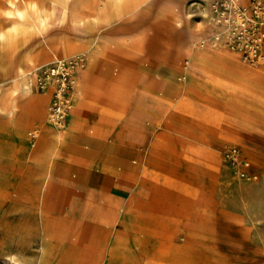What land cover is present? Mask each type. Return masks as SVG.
Segmentation results:
<instances>
[{
    "label": "rangeland",
    "instance_id": "1",
    "mask_svg": "<svg viewBox=\"0 0 264 264\" xmlns=\"http://www.w3.org/2000/svg\"><path fill=\"white\" fill-rule=\"evenodd\" d=\"M115 1L0 0V97L15 99L24 114L44 92L34 80L53 55L86 60L74 117L65 124L84 139L86 163L49 169L60 177L54 184L40 186L44 164L61 148L47 151L43 143L50 94L41 118L0 112V260L12 264L4 259L15 254L21 264H264V63H244L223 45H199L220 30L207 0H169L167 7L166 0H137L121 15L95 22L94 15ZM199 9L212 31L196 22ZM64 38L80 48L62 55L52 50L45 59L43 47ZM219 50L258 77L240 76L212 55ZM199 55L205 72L193 67ZM85 114L92 124L83 136ZM230 146L251 160L255 178L231 168L223 157ZM100 174L106 183H94ZM154 177L167 183L156 186ZM156 188L149 196L146 189ZM107 196L115 199L109 217ZM60 210H70L71 221L59 222ZM81 219L91 226L87 255L96 263L76 262L73 241L64 242L80 232ZM44 231L61 241L44 239Z\"/></svg>",
    "mask_w": 264,
    "mask_h": 264
},
{
    "label": "built area",
    "instance_id": "2",
    "mask_svg": "<svg viewBox=\"0 0 264 264\" xmlns=\"http://www.w3.org/2000/svg\"><path fill=\"white\" fill-rule=\"evenodd\" d=\"M209 10L220 30L201 38V47L223 45L244 63H264V0H210ZM84 63L83 54L54 58L44 64L35 77L37 90H51L47 117L55 128L63 127L67 121L72 94ZM223 157L239 176L249 179L257 176L251 160L239 148H226ZM0 264H3L1 260Z\"/></svg>",
    "mask_w": 264,
    "mask_h": 264
},
{
    "label": "crops",
    "instance_id": "3",
    "mask_svg": "<svg viewBox=\"0 0 264 264\" xmlns=\"http://www.w3.org/2000/svg\"><path fill=\"white\" fill-rule=\"evenodd\" d=\"M149 1L150 0H147V1H144L142 3H148ZM207 2H208V7H209L210 0H207ZM138 3H140V2H138L137 0H116L114 3L106 4V6L104 8H102L101 10H99L97 12V14L94 15V17H95L94 18V21L95 22H98V21L103 20V19H108V18H111V17L119 16V15H121L125 11L126 8H128L130 6H134L135 4H138ZM154 4L157 5L156 3H154ZM169 4H170V1L169 0L167 1L166 0V3L164 5H166V7H167ZM198 15H199V17L196 18V22L200 23V25H201V27H203V29H208L209 31H212L214 28L210 24L204 22L201 9H199ZM91 18H93V17H91ZM192 32L193 33H196L195 31H189V32H186V34L192 33ZM186 34H183V36H185ZM84 38H85L86 41H92V43L95 44V41H94L93 38H87V36H85V35H84ZM98 45L99 44L96 43V46H98ZM180 45H181V47L179 48L180 51L181 50H184L185 48L188 47L186 42L184 44L181 43ZM49 47H52L53 50H55L56 52H58L60 55L66 54L64 48L58 49L56 45H54V46H44L43 49L45 48V50H43V51H44L45 56H46L45 59H48L50 57V55L48 54V52L46 53V49H48ZM212 55L215 56V57H218L221 60H223L224 62H226L229 66H231L234 69L235 72L236 71L237 72L239 71L238 66H236V63H237L238 59L235 57L234 54H231V53L226 52L224 50H219V51H216V52H212ZM96 56L98 57V52H96ZM178 56H179V53L178 52L174 53L173 54V58H172V60L170 62L171 63H176ZM59 57H61V56H59ZM62 58H64V57H62ZM85 62H86V60H85ZM83 67H85V63H84V66ZM83 67L79 71L78 80H79L80 74L82 75L81 70L83 69ZM193 67L195 69H197V70L202 71V72H205L208 69L207 68V64L205 62V58H204L203 55H199V56H197L194 59V61H193ZM95 81L97 82V84H99V86L101 87V89L103 91H105V92H107V93H109V94H111V95L119 98L121 101H124L123 98L120 97L117 93H114V92H111V91H108V90L103 89V87L100 85V82L98 80H95ZM79 93H80V90H78V88H77V92L75 91L74 97H73L74 110H75V102L78 99L77 96L79 95ZM49 94L51 96V90L44 91L43 93H40L36 97H34V100L36 102L35 104H37V105L34 104V107L32 109H30V112L32 114L30 112H27L26 114H24L22 112V110H20V107H18L15 99L10 98V97H6V96H3L2 97V95H1V97H0L1 98L0 99V112H2L3 114H5L6 116H12V115L16 114V111L20 110L21 116L25 119V121L30 120L31 119L30 116H32V115H38L37 117L41 118L42 116H44L43 113H45V109H46V107L44 108V105H45V103L47 102V100L49 98V96H48ZM49 101H50V99H49ZM88 102L92 103L91 101H87L86 103H88ZM95 103H99V104H104L105 105V103H103L101 101H98V102H95ZM73 114H74V112L71 113L69 119L72 118ZM86 114H85V116H84L83 119L82 118L80 119V122L81 121L84 122V126L78 130V132L81 135L84 134V131L86 130L87 126H89L90 124H92V123L89 122V118H87ZM8 123L10 125L14 126V127H21L22 129L25 128V126L27 125L26 122H23L22 125H19L18 122H14V121H8ZM47 125L48 124H43V135H42V137H43V143H44V146L45 147H48V141L44 137H46V136L53 137L52 136L53 134H52V132L50 130H44ZM105 131H106V134H107V130H105ZM93 133L95 134V132H93ZM70 136H72L71 138H72L73 141L72 140L71 141L69 140ZM76 136L77 137H75L74 134H72L71 132H67V134H65L62 137V140H61L62 141L61 148L56 152V155H53L49 161H46V163L44 164V166L42 168V176L43 177H42V180L40 182V186L44 187L46 184L49 183V181H51V184H52L53 183L52 180H54V179L57 180L58 178H60V177H56V176H53V177L50 176L49 175V169H51V170L57 169L54 172V173H56L58 170L65 171L67 169H70L69 167L73 163H75V164L86 163L85 160H84V158H85L84 157V152H86V148H85L84 142H82V141H84V139H82V137L79 136V135H76ZM47 151H48V148H47ZM77 156H83V157H81L77 161H73L72 162V159L75 158V157H77ZM66 167H67V169H66ZM94 178H95L94 179V183H97V184L106 183L108 181V179H109L108 177L101 176V174L95 176ZM154 178L156 179V182H155V185L156 186H159L161 184H166L167 183V180L165 178H156V177H154ZM66 183L68 185L74 184L73 180H70V181L67 180ZM55 184H57V182H55ZM146 190H147L149 196H154V195H157L158 194L157 193V190L159 191L161 189L160 188H156L153 192L150 191V190H148V189H146ZM114 201H115V199H113L111 196H107L105 198V202L108 205L107 210H106V213H105V216L106 217H109L110 216L109 215V213H111L110 210H112V207L115 206V205H113V202ZM73 215L74 214L71 213L70 210H66V211L65 210H60L59 213L57 214V219H58L59 222L60 221H66L67 222L68 220L71 221L70 218ZM93 215H95V213H93L92 216ZM92 216H90V218H92ZM103 219H105V218H103ZM69 224L70 223L68 222V226H70ZM79 227L81 228V230L73 238L74 240H72V237L73 236L67 235L66 236V240L64 242L73 241L75 247L71 249L70 253L74 254L75 255V258L77 257L75 259L76 262L80 263L81 259H83L85 262L88 260L89 262L96 263V259L93 260V261H91L89 259L88 255H87V251L89 250L88 248L89 247H92V245L89 243L90 240H91V236H90V233H89L91 226L89 224V221L86 220V219H81L79 221ZM46 233L47 232L44 231V234H43L44 239H50L51 242H53L52 239L61 241L58 238L59 235H56V236L50 235L49 236V235H47L48 233L47 234ZM78 239H82V240H78ZM77 241H80V242H77ZM116 248L118 249L117 246H116ZM117 252L120 255V257L124 260L123 254L121 252H119V250H117ZM89 262H86V263H89ZM62 264H64V263H62Z\"/></svg>",
    "mask_w": 264,
    "mask_h": 264
},
{
    "label": "bare ground",
    "instance_id": "4",
    "mask_svg": "<svg viewBox=\"0 0 264 264\" xmlns=\"http://www.w3.org/2000/svg\"><path fill=\"white\" fill-rule=\"evenodd\" d=\"M147 1V0H146ZM73 18H74V20L75 21H79V18L77 19V17L74 15L73 16ZM24 21V20H23ZM15 23H17V21L15 22ZM219 27V26H218ZM220 28V27H219ZM0 35H2V32L0 31ZM82 39V38H81ZM79 40V39H78ZM187 41V40H186ZM57 44H58V46H57V48L58 49H60V48H64V50H65V52H66V54H67V52L69 53V51L70 52H73V51H76L77 49H79L80 48V46H81V44L79 43V41H77V40H75V39H69V38H64V39H61V40H58V42H57ZM93 46V45H92ZM43 50H45V48L43 49ZM53 50V48L52 47H49L48 49H46V53L48 52V54H49V51H52ZM98 50V49H97ZM94 53V52H93ZM54 58H59V56H57V55H53L52 56V58L50 59V60H48L46 63H48V62H50L51 60H53ZM62 58V57H61ZM93 60H96V57L93 59ZM89 62H91V60L89 61ZM94 62H92V64H93ZM236 66H238V68H239V75L240 76H244V77H246V76H248L247 78L249 79H256L257 77H258V74H257V72L256 71H253V70H251V69H248V68H246V67H244V66H242L241 64H240V62L239 61H237V63H236ZM246 74H248V75H246ZM87 78V77H86ZM237 78V77H236ZM236 83H237V85H238V88L239 89H246L245 88V86L247 85V83H239L238 81H235ZM240 86V87H239ZM76 87H77V85H76ZM76 87H75V89H74V92H73V94H72V98H71V103H70V107H69V111H68V116H67V120H68V117L71 115V113L73 112V110H74V105H73V97H74V93H75V91H76ZM49 96V95H48ZM107 100V99H106ZM104 101H105V99H104ZM36 103V102H35ZM39 103V102H38ZM35 105H37V104H35ZM39 106V105H38ZM115 106V105H114ZM110 107V106H109ZM36 109V108H35ZM34 111V110H33ZM114 111H116L115 109H114ZM9 113V112H8ZM36 114V113H35ZM74 117V116H73ZM80 117V116H79ZM71 122V121H70ZM15 124V123H14ZM66 124V123H65ZM22 125V124H21ZM52 126V127H54L53 125H51V124H48L46 127H45V129L44 130H50L51 132H52V136L53 137H51V136H46V137H44L45 139H47V141H48V150H51V149H53V148H55V146H57L58 144H60V143H62V137L65 135V134H67V132H68V130L66 131V129H65V126L66 125H64L63 127H61V128H51L50 126ZM74 125V124H73ZM100 125V124H99ZM74 127V126H73ZM73 127H71L72 129H73ZM50 154V153H49ZM48 154V155H49ZM50 158V157H49ZM225 239V238H224ZM42 250H43V253H42V260L43 261H45L46 260V257H47V245H46V242H44L43 244H42ZM202 256V255H201ZM204 256V255H203ZM202 256V257H203ZM18 257V256H17ZM16 257V255L15 254H12V255H9V256H6V258H8V259H11V262H12V264H21V262H20V260L18 259ZM205 257V256H204ZM211 258V257H210ZM212 260V259H211ZM215 260V259H214ZM42 261V262H43ZM219 262H221V261H219ZM200 264V263H199Z\"/></svg>",
    "mask_w": 264,
    "mask_h": 264
}]
</instances>
